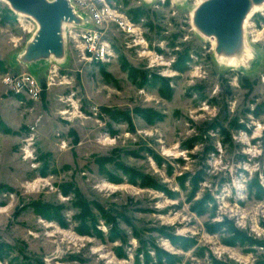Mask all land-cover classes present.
<instances>
[{
	"label": "rangeland",
	"instance_id": "rangeland-1",
	"mask_svg": "<svg viewBox=\"0 0 264 264\" xmlns=\"http://www.w3.org/2000/svg\"><path fill=\"white\" fill-rule=\"evenodd\" d=\"M195 2L82 0L65 56L24 62L37 22L0 0V264H264V7L229 67Z\"/></svg>",
	"mask_w": 264,
	"mask_h": 264
},
{
	"label": "water",
	"instance_id": "water-1",
	"mask_svg": "<svg viewBox=\"0 0 264 264\" xmlns=\"http://www.w3.org/2000/svg\"><path fill=\"white\" fill-rule=\"evenodd\" d=\"M13 10L31 16L37 29L28 42L21 60L62 59L65 55L62 22L80 23L67 0H5ZM263 0H203L193 12L195 28L215 39L216 54L237 51L242 38V22L251 3Z\"/></svg>",
	"mask_w": 264,
	"mask_h": 264
},
{
	"label": "built area",
	"instance_id": "built-area-1",
	"mask_svg": "<svg viewBox=\"0 0 264 264\" xmlns=\"http://www.w3.org/2000/svg\"><path fill=\"white\" fill-rule=\"evenodd\" d=\"M69 4L71 5L73 11L76 15L77 8L81 5L82 0H67ZM102 11V10H101ZM103 12V11H102ZM80 18L81 16L78 15ZM115 16V15H114ZM120 16V15H119ZM117 17V16H115ZM94 20L97 22H100L101 20V13H99L98 10L94 11ZM129 23L124 22V25H127ZM85 37L84 48L88 52H94L96 55L95 58H104L105 55L110 51L109 45L105 41H100V43L96 44V34H91V32H88L87 35L83 36ZM3 83L7 86L8 89L12 90L15 93H22L27 94L33 99H37L40 96L41 92V82L39 79L31 72H23L21 74H9L5 73L2 78ZM51 82H48L50 84Z\"/></svg>",
	"mask_w": 264,
	"mask_h": 264
},
{
	"label": "bare ground",
	"instance_id": "bare-ground-1",
	"mask_svg": "<svg viewBox=\"0 0 264 264\" xmlns=\"http://www.w3.org/2000/svg\"><path fill=\"white\" fill-rule=\"evenodd\" d=\"M147 1H152V0H147ZM203 0H196L195 2V7L193 8L192 15L194 12V9L202 2ZM264 7V0L259 2V3H251L249 10L247 14L245 15L243 22H242V38L240 41V45L233 54L225 56L222 53L218 54L217 61L223 65L229 66V67H238V66H245L248 63V60L252 58L253 54L250 48L245 44L244 40V28L248 23V20L250 16L255 13L256 11L262 9ZM77 14L81 16V13H79L76 10ZM115 16H119L115 14ZM128 23V22H127ZM71 24L70 22H62L61 24V30L63 34V29L66 25ZM211 37V36H210ZM257 39V36L256 38ZM215 40V39H214ZM65 56V55H64ZM63 56V57H64ZM59 60V59H57Z\"/></svg>",
	"mask_w": 264,
	"mask_h": 264
}]
</instances>
